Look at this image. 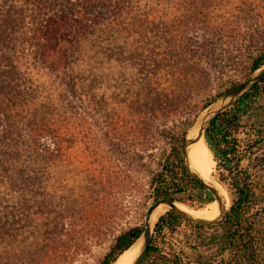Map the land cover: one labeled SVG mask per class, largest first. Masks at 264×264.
I'll return each mask as SVG.
<instances>
[{
  "label": "trees",
  "instance_id": "1",
  "mask_svg": "<svg viewBox=\"0 0 264 264\" xmlns=\"http://www.w3.org/2000/svg\"><path fill=\"white\" fill-rule=\"evenodd\" d=\"M156 1L160 0H0V260L11 244H17L18 262L49 264L59 254L57 249L65 246L64 240L53 237L59 224L53 216L58 215V199H63L57 187V162L63 153L69 155L76 137L75 101L87 99L89 74L99 78L104 60L141 62L151 71L172 67L179 88L187 70L181 65L185 57L190 72L206 74L199 82L204 92L211 87L209 70L223 61L248 67L251 73L264 65V52L252 61L238 54L244 51L243 35L251 27L245 25L246 17L253 15L257 25L264 24L259 22L264 18V0H182L180 4L177 0L168 6ZM223 14L226 17L219 20ZM158 40L163 41L159 52ZM229 45L237 55L228 56ZM41 72L49 81L37 79ZM263 87L264 80L205 132L209 149L230 174L237 195L227 219L205 227L168 211L156 223L142 264H246L254 246L253 213L264 196L263 176L239 171L234 160L237 134L250 113L254 94ZM172 95L159 92L154 102ZM177 101L158 106L155 114L162 116L170 108V113H184V105ZM85 124L77 133L87 152ZM86 161L81 158L80 163L85 167ZM153 184L154 200L197 201L200 207L215 201L187 173L181 151L168 157ZM84 214L85 205L80 217ZM184 226L193 230L185 235L186 242ZM207 228L218 232L211 244L203 233ZM142 234L143 226L122 233L101 264H114ZM37 255L43 257L38 261Z\"/></svg>",
  "mask_w": 264,
  "mask_h": 264
},
{
  "label": "rangeland",
  "instance_id": "2",
  "mask_svg": "<svg viewBox=\"0 0 264 264\" xmlns=\"http://www.w3.org/2000/svg\"><path fill=\"white\" fill-rule=\"evenodd\" d=\"M172 1L178 2L160 0L156 3L168 6ZM147 2L149 0H143V3ZM182 2L180 0L179 4ZM223 17L226 15L219 20ZM254 18L253 15L246 17L245 25L251 27L247 31L246 27L241 30L246 31L243 35L245 41H242L245 48L242 54L238 53L250 61L264 52V24L257 25ZM263 21L264 18L259 19L260 23ZM158 41L160 47L156 51L159 52L163 41ZM227 50L230 51L228 56L237 55L235 47L229 45ZM173 58L178 60L176 56ZM186 61L184 57L181 65L187 70L179 88L172 78V67L151 71L141 62L104 60L99 78L93 72L89 74L87 99L75 101L73 130L76 137L70 143L69 155L63 153L57 162V187L63 199H58V215L53 216L59 222L53 230V237L66 244L57 249L59 254L52 257L49 264H101L122 233L143 226L146 211L155 201L153 178L162 171L173 152L183 153L181 136L184 135L185 142L203 112L253 73L248 67L241 68L235 62L223 61L209 70L211 87L204 92L199 82L207 77L206 74L195 69L190 72L191 66ZM40 74L39 81H49L46 73ZM159 92L173 95L154 102ZM176 100L184 105V113H170V108L162 111V116L155 114L158 106L171 105ZM84 121L87 152L77 133ZM113 122H116L115 126ZM237 139L234 164L238 165L239 171L247 170L254 177L263 176L264 185V87L254 94L252 108ZM60 144L65 148L62 141ZM210 153L215 162L217 182L223 186L233 205L237 195L231 186L230 174L218 164L211 150ZM81 158H85L89 165L84 167ZM182 204L195 210L209 205L200 207L197 201ZM84 205L85 214L81 218L80 208ZM192 231L185 226L181 228L184 242L185 235H192ZM203 233L209 244L218 234L212 228ZM251 239L254 246L246 264H264V196L259 198L253 213ZM16 246H9L8 254L1 257L0 264H22L23 260L18 262L16 259ZM24 246L27 248L28 245ZM206 254L210 255L212 251ZM42 257L36 256L38 261Z\"/></svg>",
  "mask_w": 264,
  "mask_h": 264
},
{
  "label": "water",
  "instance_id": "3",
  "mask_svg": "<svg viewBox=\"0 0 264 264\" xmlns=\"http://www.w3.org/2000/svg\"><path fill=\"white\" fill-rule=\"evenodd\" d=\"M264 80V65L252 73V75L247 78L245 81L225 93L222 97L216 100L211 106H209L203 114L197 119L195 125L193 126L191 132L186 137L183 153H182V161L183 166L187 173L192 176L194 179L198 180L209 192L212 193L215 201L219 208V215L213 220H207L203 218H198L193 216L192 214L182 210L178 205H184L177 200L172 198H163L160 200H155L147 209L145 221L143 224V234L142 237L134 244H139V253L133 260L132 264H142L144 259L146 258L149 247L151 245L154 230L156 223L159 221V218L155 223L152 218L154 212L157 208L164 204L169 207L168 211L175 212L179 216H181L184 220H187L193 224L200 226H213L222 224L228 217L231 210V203L228 197L225 194H222L220 190L214 185L212 182L207 181L202 177L200 173L195 171L189 160V152L190 146L195 144L201 139H204L205 143V132L209 125L224 111L233 106L238 100H240L246 93L252 90L255 86L262 83ZM207 145V143H206ZM208 146V145H207ZM209 148V147H208ZM167 211V212H168ZM133 245V246H134Z\"/></svg>",
  "mask_w": 264,
  "mask_h": 264
},
{
  "label": "bare ground",
  "instance_id": "4",
  "mask_svg": "<svg viewBox=\"0 0 264 264\" xmlns=\"http://www.w3.org/2000/svg\"><path fill=\"white\" fill-rule=\"evenodd\" d=\"M189 150V160L192 168L200 173L204 179L216 185L220 192L225 194L227 197L223 186L217 182L215 176V162L204 139H201L191 145ZM178 206L195 217L207 220H213L219 215V208L216 202L210 203L206 208L200 210H195L180 204ZM167 210H169L167 205H160L154 212L152 218L153 222L155 223L161 216H163V214L166 213ZM139 248V244L132 246L130 249L125 251L114 264H132L133 260L139 253Z\"/></svg>",
  "mask_w": 264,
  "mask_h": 264
}]
</instances>
